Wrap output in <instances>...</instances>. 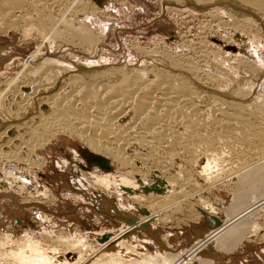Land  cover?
<instances>
[{
	"label": "bare ground",
	"instance_id": "1",
	"mask_svg": "<svg viewBox=\"0 0 264 264\" xmlns=\"http://www.w3.org/2000/svg\"><path fill=\"white\" fill-rule=\"evenodd\" d=\"M169 2L175 9L181 6L193 8L188 10L194 14L198 8L199 12L207 7L223 6L230 9L229 11L237 8L243 11L242 13H251L248 15L254 13L259 21H264V0H168ZM168 3L165 4L170 5ZM84 6L78 0H0V21L10 20L15 24H22L23 28L42 35L46 42L53 38L54 41L61 39L65 35L68 39L70 36L72 39L76 38L80 45L87 47L91 42L84 35L86 30H77L74 22L71 23L72 21L67 19L70 9L80 12L85 9ZM196 7L198 8L194 9ZM214 10H206L203 17L212 18L215 15ZM250 18L237 20L245 25ZM14 26H6L1 22L0 32L8 33ZM55 28L61 29L60 34H64L54 35ZM77 31L83 34L76 36ZM65 36L63 38H66ZM41 56L29 60L22 59L25 61L18 66L16 62V67L9 72L11 78L3 79L5 69L0 71V104L3 106L0 107V117L5 123L0 131V162L4 152L8 154L5 157L12 158L17 157L20 152L30 154L35 146L45 143L42 136L37 137L58 130L74 134L81 141L89 143L96 154L112 157L124 170L140 177L139 182L137 179L134 182L126 179V185L123 183L125 177L120 179L124 187L132 189L133 192L139 191L140 182L150 186L158 184L157 180L159 183L164 181L162 184L165 191L161 195L147 196L139 192H135L134 196L133 193L130 194L132 201L138 206L147 203L146 208L148 211L151 209V215L146 221L170 220L178 212L181 214V208L189 203H197L206 212L215 213V206L203 199L204 192L208 190L204 189L209 188V185L234 186L238 199L235 207L240 211L228 219L222 218L223 224L198 242V245L182 254L173 253L175 256L172 254V257L166 252L168 256L150 255L143 246L138 249L136 245L129 246L122 240L117 244L126 251L124 255L98 256L103 249H90L82 241L78 242L76 237L45 232L43 234L51 242L56 241L59 247L65 249L66 256H60L55 248L48 251L43 250L41 246L36 247L38 243L33 249L35 241L27 236L25 243L29 250L25 251L13 245L15 249L8 248L14 264H210L208 261L197 259L205 246L211 245L219 237L222 239L223 235L224 241L234 242L235 237L241 235L242 231L246 232L245 220L264 207V91H258L259 83L264 87V72H258L248 58L233 55L240 61V66L257 72L259 82L242 86L224 73L213 75L196 66H184L167 57L160 61L159 58L153 59L149 63V70L129 69L127 72V68H130L127 67L124 72V69H110L106 66L74 67L73 63L55 59L57 57L49 54ZM144 56L148 57V54ZM157 56H160L159 53ZM203 61L207 66L220 67L217 60ZM69 66L74 67V71L70 70ZM234 156L237 162L233 161ZM97 159L94 157L90 163ZM177 161L182 164L180 171L176 168ZM101 165L104 168L110 166L103 161ZM149 166L155 169L152 176L147 174L149 169L151 170ZM159 171L170 174V177L161 176L158 179L156 173H160ZM185 171L190 174L184 176ZM6 175L1 171L0 179L4 178L12 184H19L18 178L26 180ZM114 181V178L105 177L101 178L100 182L106 183L109 188L115 186ZM120 184L118 183V187ZM253 193L256 196L263 195V198H258L259 200L244 209L245 198ZM143 223L133 222L132 226L142 228ZM121 236L117 235L104 244L107 245ZM222 243L217 242V248ZM6 246L7 244L3 247ZM227 247L229 249V246ZM88 251L89 254L86 255Z\"/></svg>",
	"mask_w": 264,
	"mask_h": 264
},
{
	"label": "rangeland",
	"instance_id": "2",
	"mask_svg": "<svg viewBox=\"0 0 264 264\" xmlns=\"http://www.w3.org/2000/svg\"><path fill=\"white\" fill-rule=\"evenodd\" d=\"M78 1L85 5L86 10L79 12V10L70 9L69 12H72V15L68 13L67 19L71 20V23L74 22L77 30L82 32L86 30L84 35L91 42V45L87 47L80 45L76 38L72 39L70 36L68 39V36L65 35L66 38L61 36V39L57 38L54 41L53 38L46 42L42 35L23 28L22 24H15L10 20L8 22L7 20L0 21L3 25L11 27L15 25L14 28H18L17 30L12 28L13 30L8 33L0 32V61H2L0 71L5 69V73L2 74L3 79L11 78L9 72L16 67L14 66L16 62L18 66L19 63L25 61L22 59L29 60L47 54L57 57L55 59L73 63L74 67L106 66L110 69L114 67L118 70L124 69V72L127 69V72L129 69L149 70V63L153 59L159 58L160 61L167 57V59H173L184 66H196L213 75L218 72L224 73L229 79L239 82L242 86H249L252 82L255 84V81L259 82L257 72H252L238 64L240 61L234 57L238 54L248 58L258 72H264V21H259L260 19L254 13L248 15L251 13H242L243 11L237 10V8H233L236 11L232 9L229 11L230 9L227 7L218 6L217 8L201 9L202 12H199L200 8L196 7L194 9H198L194 14L188 10L193 8L187 6L185 8L176 7V10L175 6L168 3V0ZM210 9H215L213 15L215 14L214 16L217 18L214 19V16L212 18L203 17V13ZM243 18H250V20L245 25L238 23L237 19L243 20ZM60 32L61 29L53 30L54 35L56 33L64 34H60ZM78 32L80 31H77L76 36L79 34L81 36L82 32ZM66 42L70 43L67 45ZM144 54H148V57H145ZM207 56L209 60H217L220 67L207 66L203 61L207 60L205 58ZM6 63L8 66H5ZM74 67L69 66L72 71H74ZM258 91H264V87L260 83ZM0 107L3 106L0 104ZM3 122L4 119L0 117V131L5 124ZM41 136L45 143L35 146L31 149L30 154L20 152L17 156L19 160L17 157H5L7 154L5 152L2 154L4 157L0 162V172L26 180L22 181L18 178L20 186L18 183L7 182L4 178L0 179V245L2 244L0 246V264H14L10 252L13 246L25 251L30 249L25 243L27 236L35 241L33 249L38 243L36 247L41 246L43 250L48 251L55 248L60 256H64L65 249L59 247L60 245L56 244V241L51 242L43 234L45 232L46 234L76 237L78 242L82 241L90 249L93 248L96 251L103 249L98 253V256L104 254L124 255L126 251L117 244L122 240L129 246L136 245L138 249L143 246L150 255L168 256L170 253L169 255L172 257L173 253L180 252L182 254L198 245V242L221 225L223 219L226 217L228 219L229 216L232 217L240 211L235 207V202L238 199L234 186L209 185V188L204 189L208 190L204 192L203 199L215 206L217 209L215 213L206 212L197 203H189L181 208L182 215L178 212L173 218L163 220V222H156L154 219L146 221L151 215V209L148 211L147 203L138 206L136 202L132 201L133 198L130 194L133 193L134 196L136 192L147 196L161 195L165 191L164 181L159 183L157 180L158 184L150 186L140 182L139 191L133 192L132 189L124 187L125 180L134 182L136 179L138 181L140 177L124 170L112 157L96 154L89 143L81 141L74 134L70 135L58 130H53L45 136L41 134L37 138H41ZM94 157L98 159L94 163H90ZM102 161L107 162L110 166L104 168L101 165ZM233 161L237 162L235 156ZM176 163H178L176 168L180 171L179 168L182 167V164L179 161ZM149 167L151 168V166ZM154 170L153 168L149 169L147 174L154 175ZM159 172L156 173L158 179L161 176L170 177V174ZM188 174L185 171L184 176ZM105 177L114 178V184L117 187L113 185V188L111 186L108 188L106 183L100 182L101 178ZM122 178H124L125 185L120 180ZM119 180L120 182H118ZM118 183H121L120 187H118ZM26 184L28 186H25ZM145 186H147L146 189ZM39 193L47 195L41 196ZM246 198L244 209L249 204L263 198V195L257 194L256 196L253 193L247 195ZM139 221L140 223L144 222L142 228L132 226L133 222ZM245 222L246 232L242 231L244 234L241 232V235H238L242 240L238 239V241V237H235L234 242L224 241L223 235L222 239L220 237V240L219 238L215 239L211 245H207L201 250L198 254V261H208L210 264H264V207L253 213ZM250 228L251 230H249ZM117 235L122 236L116 239L117 241L104 244ZM216 241L223 242L219 248H217ZM228 242L231 243L228 244ZM5 244H7V248L3 247ZM227 246L231 251L227 249ZM33 249L31 248V251ZM174 254L173 256H175Z\"/></svg>",
	"mask_w": 264,
	"mask_h": 264
}]
</instances>
